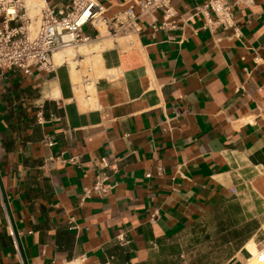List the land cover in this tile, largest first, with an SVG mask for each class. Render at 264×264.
Segmentation results:
<instances>
[{
  "label": "crops",
  "instance_id": "1",
  "mask_svg": "<svg viewBox=\"0 0 264 264\" xmlns=\"http://www.w3.org/2000/svg\"><path fill=\"white\" fill-rule=\"evenodd\" d=\"M222 1L233 26L171 0L174 28L160 10L131 35L86 26L54 72L0 71V264L23 261L13 224L28 264H246L264 247V0ZM103 2L113 18L135 0ZM103 157L111 189L81 203Z\"/></svg>",
  "mask_w": 264,
  "mask_h": 264
},
{
  "label": "built area",
  "instance_id": "2",
  "mask_svg": "<svg viewBox=\"0 0 264 264\" xmlns=\"http://www.w3.org/2000/svg\"><path fill=\"white\" fill-rule=\"evenodd\" d=\"M42 6L35 16L28 14L29 6L26 0H0V71L8 67L21 69L26 74H32L37 68L43 72H54L58 64L54 54L63 49H75L85 42L93 40L84 34V28L91 26L100 34V27L112 36L131 35L141 30L137 19L154 14L160 10L165 19L162 27L174 28L175 21H170L175 15L171 0H135L124 11L113 18L105 15L107 7L103 0H70L62 8L53 6V0H42ZM216 16L215 21L224 26H233L232 6L222 0H209L206 5ZM136 7L138 10H136ZM98 35L95 36L97 38ZM91 76H84L82 84L90 86ZM88 90V89H86ZM89 99V94L86 93ZM54 117V116H53ZM37 120L44 123L41 107ZM46 145H52L50 140ZM71 162H77V157H71ZM94 183L84 188L80 202L93 197L104 198L110 191L111 164L103 157L99 160ZM151 174H148L150 176ZM158 212H154L151 220H155ZM73 224L72 228H76ZM123 239L120 236V240ZM264 264V247L257 255L250 254L246 263ZM21 264H24L21 260ZM108 264V262L104 263Z\"/></svg>",
  "mask_w": 264,
  "mask_h": 264
},
{
  "label": "bare ground",
  "instance_id": "3",
  "mask_svg": "<svg viewBox=\"0 0 264 264\" xmlns=\"http://www.w3.org/2000/svg\"><path fill=\"white\" fill-rule=\"evenodd\" d=\"M35 10H39V9H35ZM102 31H104L103 30V28L101 29ZM102 33H104V32H102ZM83 45V44H82ZM91 53V52H90ZM73 54H74V50L73 49H70V48H68V49H64V51H61V52H59V53H57V55L61 58V57H63V58H67V59H69V60H71L72 59V56H73ZM75 61V60H74ZM70 63H73L72 61L70 62ZM77 63V62H76ZM72 65V64H71ZM74 65H76L75 64V62H74ZM72 68H73V66H71ZM74 67H76V66H74ZM75 71V69L73 68V72ZM78 73V72H77ZM73 74V73H72ZM257 248H252L251 249V251H252V253L254 254V255H257L258 254V252H259V250H256ZM243 252H246V251H243ZM246 254V253H245ZM247 255V254H246ZM248 256V255H247ZM246 264H253V263H246Z\"/></svg>",
  "mask_w": 264,
  "mask_h": 264
},
{
  "label": "water",
  "instance_id": "4",
  "mask_svg": "<svg viewBox=\"0 0 264 264\" xmlns=\"http://www.w3.org/2000/svg\"><path fill=\"white\" fill-rule=\"evenodd\" d=\"M0 184H1V189H2V191H3V193H4V197H5V199H6V194H5V192H4V188H3V185H2L1 179H0ZM8 210H9L8 212H9V215H10L11 222L14 223V222H13L12 215H11V211H10L9 207H8ZM13 226H14V233H15V235H16V237H17V240H18V243H19V247H20V250H21V253H22V258H23L24 264H28V263H27V260H26V257H25V255H24V252H23V250H22L20 240H19V238H18V232H17L16 227H15L14 224H13Z\"/></svg>",
  "mask_w": 264,
  "mask_h": 264
},
{
  "label": "rangeland",
  "instance_id": "5",
  "mask_svg": "<svg viewBox=\"0 0 264 264\" xmlns=\"http://www.w3.org/2000/svg\"><path fill=\"white\" fill-rule=\"evenodd\" d=\"M28 6L30 7V15L35 16L39 12V10H35L36 8L33 5H37L38 7L42 6V0H26ZM64 50V49H63ZM74 50V49H73ZM257 250V249H256Z\"/></svg>",
  "mask_w": 264,
  "mask_h": 264
}]
</instances>
